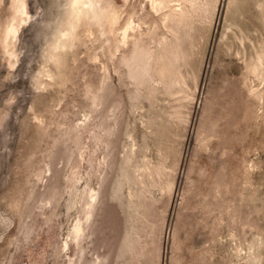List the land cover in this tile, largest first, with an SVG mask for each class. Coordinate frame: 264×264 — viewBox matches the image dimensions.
<instances>
[{
  "label": "rangeland",
  "instance_id": "374dc122",
  "mask_svg": "<svg viewBox=\"0 0 264 264\" xmlns=\"http://www.w3.org/2000/svg\"><path fill=\"white\" fill-rule=\"evenodd\" d=\"M0 264H264V0H0Z\"/></svg>",
  "mask_w": 264,
  "mask_h": 264
}]
</instances>
